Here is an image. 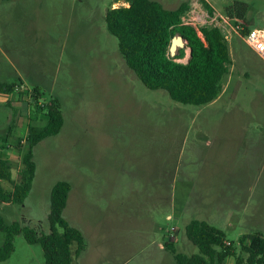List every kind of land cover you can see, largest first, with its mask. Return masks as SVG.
Returning <instances> with one entry per match:
<instances>
[{
  "label": "rangeland",
  "instance_id": "374dc122",
  "mask_svg": "<svg viewBox=\"0 0 264 264\" xmlns=\"http://www.w3.org/2000/svg\"><path fill=\"white\" fill-rule=\"evenodd\" d=\"M65 1H49V10L30 11L17 25L8 21V36H0V82L15 83L12 94H0V159L12 167V181L2 182L5 193L12 196L17 184L28 127H43L54 105L64 120L56 136L33 149L36 169L24 201L0 204L4 224L49 233L50 192L66 181L63 218L85 242L79 254L71 246L73 264H157L159 242L178 233L187 247L179 242L177 252L198 254L183 225L204 220L203 211L215 206L226 218L210 224L242 254V234L258 229L264 236V63L232 34L217 99L205 106L176 103L145 88L127 68L100 17L107 5L95 4L91 19L71 21L59 10ZM233 1L210 0L215 6ZM194 6L204 9L196 0L188 11ZM247 6L243 31L264 29V0ZM188 56L184 47L174 57L185 64ZM4 240L0 231V246ZM0 264H44L43 252L20 233Z\"/></svg>",
  "mask_w": 264,
  "mask_h": 264
},
{
  "label": "trees",
  "instance_id": "16d2710c",
  "mask_svg": "<svg viewBox=\"0 0 264 264\" xmlns=\"http://www.w3.org/2000/svg\"><path fill=\"white\" fill-rule=\"evenodd\" d=\"M120 1L128 6L106 11V30L117 41L125 65L143 86L151 91H164L172 101L183 105L205 106L216 100L231 62L221 32L217 28L202 27L200 37L193 27L183 25L181 17L189 10L188 3L168 10L151 0ZM200 3L209 13L213 12L205 1L200 0ZM246 12L247 6L239 2L225 10V14L236 19H243ZM176 35H181L191 50L186 64L177 63L175 59L178 57L169 55L171 40ZM14 91L15 83L0 82V94L10 95ZM45 117L46 122L40 129L28 127L27 149L22 155V169L12 196L2 187L3 181H12V167L9 161L0 159V204L9 202V199L21 204L28 195L36 169L33 149L44 139L56 136L64 122L62 111L56 105L47 110ZM11 130L12 126H9ZM70 190L66 181L53 186L49 197L50 231L47 234L38 235L18 223L5 225L0 218V231L5 234L0 246V262L9 259L14 252V237L22 233L27 244L40 245L44 264H73L71 246L75 244L76 254H79L85 242L81 231L63 218ZM184 233L198 254L188 256L171 249L175 264H225L229 258H233V264H264V237L260 233L245 234L240 238L243 255H236L232 243L226 245L224 235L204 221H190Z\"/></svg>",
  "mask_w": 264,
  "mask_h": 264
},
{
  "label": "crops",
  "instance_id": "0c3cea01",
  "mask_svg": "<svg viewBox=\"0 0 264 264\" xmlns=\"http://www.w3.org/2000/svg\"><path fill=\"white\" fill-rule=\"evenodd\" d=\"M49 1L55 2V1H60V0H0V34H2L0 36L1 37L8 36L7 34H9V32L5 28V27H7L8 21L13 20L14 25H17L15 22L22 19V18H26L27 16H29V14H31V13H29L30 11H33L35 9H41V11H44L45 8H47V10H49L50 9V6H49L50 4L48 5ZM151 1H156V2L160 3L165 9L174 10L182 3H188L189 5H192V3L195 2L196 0H151ZM203 1H205L209 5V7L212 9L213 13H218V14H225L224 9L226 7L232 5L234 2L243 3L247 6V0L233 1L231 4H226V2H225V3H223L224 4L223 6H215V5H213V3L210 2V0H203ZM95 4L107 5L106 7L104 6V8H101V11H103V12H102V15L100 17H103V18L105 17L106 11L108 9H114V8H118L121 6L122 7L128 6V4H126L120 0H66L65 5L63 7L61 6V8L59 10L62 11V13H68L69 14L68 19H70L71 21H78V20L86 21L87 19H91L90 14L95 12V10H96V8L94 7ZM61 5H63V4H61ZM247 10H248V6H247ZM246 15H247V12H246L244 18L239 19V20L249 21L247 19ZM262 16L263 15L261 14L259 18H261ZM76 23L73 22L72 24L76 25ZM7 42H9V40L6 38L5 40H3L2 45L3 44L5 45V43H7ZM0 52H1V49H0ZM2 95H5V94H2ZM24 120H25V118H23L21 122H24ZM21 125H23V123ZM17 131L18 130L15 129L13 126L12 130H11V136H17ZM18 139H21V138L18 137ZM261 143L262 142L258 141L259 146L261 145ZM253 147H255V145H253ZM193 211H194V209H193ZM184 212H185V209L183 212L182 211L179 212L180 216H182L184 214ZM203 212H204L203 214L206 217L202 218V219H204L202 221L206 222L208 225H210L212 227H214L213 225L210 224L212 221L215 223L216 220H219V219L224 220L226 218V216H224V213L222 211H220L218 209V207H216V206L213 207L212 209H206ZM244 212H245V210H244ZM218 213H219V216L216 217V215H218ZM186 214H187V211H186ZM166 218L170 219L171 216L167 215ZM238 219H241V217H238ZM181 220H182V218H180V217L177 218L178 223H182ZM183 226L185 227V225H183ZM229 226H231V225L229 224ZM214 228H216V227H214ZM174 229L175 228H172V230H174ZM255 232L261 234V232L258 229L255 230ZM177 235L180 236V233H178ZM177 235H175V237H173L172 234L164 235L162 241L159 242L158 250L163 252V253H162L160 259L158 260L157 264H165V260L169 255L172 258L171 259L172 261H170L169 264H172V262H174V259H173V256L171 254V249H174L177 252L176 247L179 244V242L183 246V249H185V247H187V244L184 241V239L183 238L179 239ZM242 235H245V234H242ZM184 236H185V233H184ZM185 238H186V236H185ZM186 240H187V238H186ZM225 240H226V243L228 244V242H227L228 240L226 238H225ZM170 241H172V242H170ZM167 242H170L169 244L171 246L169 245L168 247H166L167 249H165L163 245H164V243H166V245H168ZM188 256H190V255H188ZM118 264H125V262H121ZM225 264H227V263H225Z\"/></svg>",
  "mask_w": 264,
  "mask_h": 264
},
{
  "label": "built area",
  "instance_id": "2783aa9c",
  "mask_svg": "<svg viewBox=\"0 0 264 264\" xmlns=\"http://www.w3.org/2000/svg\"><path fill=\"white\" fill-rule=\"evenodd\" d=\"M204 9L194 6L193 10L181 17V23L193 27L198 34L200 32L196 27L197 24H200L201 28H217L224 40H229L232 34L239 35L246 46L264 63V29L250 28L243 31V21L234 18L232 23V19L227 14L209 13Z\"/></svg>",
  "mask_w": 264,
  "mask_h": 264
},
{
  "label": "water",
  "instance_id": "95a60500",
  "mask_svg": "<svg viewBox=\"0 0 264 264\" xmlns=\"http://www.w3.org/2000/svg\"><path fill=\"white\" fill-rule=\"evenodd\" d=\"M186 44H187L186 41L184 40V38L181 35L174 36L172 38L171 44L169 46V55L171 57H174L176 55L178 49L186 47ZM187 49L189 51V56H188V60H189L190 55H191V50H190V48H187ZM188 60H187V62H188Z\"/></svg>",
  "mask_w": 264,
  "mask_h": 264
}]
</instances>
